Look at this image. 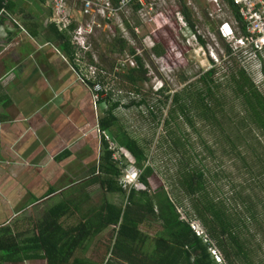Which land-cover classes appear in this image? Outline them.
Returning <instances> with one entry per match:
<instances>
[{"label":"trees","instance_id":"obj_1","mask_svg":"<svg viewBox=\"0 0 264 264\" xmlns=\"http://www.w3.org/2000/svg\"><path fill=\"white\" fill-rule=\"evenodd\" d=\"M125 1L109 0V3L118 9ZM223 1L235 21L240 23V35L246 36V26L243 24L238 7L233 0ZM136 7L138 9L142 5L137 2ZM1 9L12 12L23 11L18 7L16 0H0ZM203 11L207 22L209 24L214 22L209 12L206 9ZM182 13L190 28L198 31V21L194 20L193 9L187 1L184 3ZM35 25H39L37 20L31 25L32 31L36 28ZM48 27L58 39L70 62L74 63L77 50L72 44L69 32L77 28V24L72 23L65 31L59 30L55 24H50ZM125 27L132 36H135L133 27L127 21ZM218 36L220 40L224 39L220 31ZM199 37L204 41L202 35ZM226 49L229 56L224 62L229 76L227 88L231 89L233 94L230 99L220 92L222 83L217 79V75L220 74L221 68L215 62L212 69L199 74L181 90L171 93V90L161 87L157 94L163 96V105L171 102L164 126L169 131L167 138L177 147L182 145L183 137L171 138L170 136L175 135L174 128L181 134L184 132L182 126L188 125V128L202 138L199 125L207 128L208 135L214 139L213 144L219 145L225 140L226 153L234 152L242 159L250 156L251 164L248 168L254 175L251 174L250 179L245 181L246 188L250 192L245 196L240 194L239 197V205L247 211V216L242 217L240 212L232 213L227 201L215 196L206 172L195 166L189 156L188 162L181 161L176 182L186 196L194 216L205 228L209 241H206L205 236L198 235L193 228L195 221L190 218L186 221L182 217L175 199L167 188L163 186L155 188L153 180L155 170L148 165L145 148L127 132L117 116L116 111L122 106V101H112L108 94V98H102L98 102L102 112L98 116V126L103 136L100 163L96 168L93 182H98L108 193H102L104 196L122 194L127 198V202L119 204L100 195L102 199L96 208L74 215L73 207L67 209V204L64 203L62 205L63 208L65 207L64 210L62 208L58 213L51 214L49 220L38 225L36 238L33 239L35 249H41L46 264H94L87 259L76 257V250L81 247L86 248V242L96 234H106L105 242L109 243L108 232L111 229L113 234L110 238H114L113 256L108 257L104 264H264V241L255 238L256 234L249 233L251 232L249 225L254 226L256 232L260 228L264 232V226L261 227L264 223V201L259 200L256 194L257 192L264 194V94L239 61V57L248 51L236 49L239 51L236 54L230 45H227ZM151 50L157 57L163 52L158 43L154 44ZM250 51L253 53L252 50ZM108 52L113 56L115 54L123 56L128 53L135 59V67H128L126 72L123 69L115 71L118 67L114 64L112 73L119 85L126 87L125 83L128 82L130 86L127 88L130 90L128 92L142 94L143 86L150 81V77L143 58L137 55L136 48L119 34L109 44ZM256 56L262 60L264 55L257 53ZM90 61L94 62L92 59ZM99 67V80L95 82L85 80L87 86L94 87L97 83L103 86L101 72L105 68ZM262 72L264 75V66ZM146 102L145 99L131 101L130 105L140 107ZM102 103L109 105L105 109ZM130 105L126 106L130 107ZM237 106L239 108L236 109ZM255 130L259 132L258 137L254 133ZM111 141L116 144V150H122L124 155L128 154L133 160L134 165L131 166L138 170V180L145 189L133 186L126 189L120 182L124 169L130 164L126 165L125 159L124 161L115 159L116 150L110 148ZM232 199L236 201L235 197ZM182 203L180 201V204ZM189 216L192 218L190 214ZM64 218L70 220V223L67 222L65 225ZM156 223H159L160 229L154 237H150L144 228L151 229ZM150 238L153 244L149 251L146 246ZM213 246L221 254V263H217L212 254Z\"/></svg>","mask_w":264,"mask_h":264},{"label":"rangeland","instance_id":"obj_2","mask_svg":"<svg viewBox=\"0 0 264 264\" xmlns=\"http://www.w3.org/2000/svg\"><path fill=\"white\" fill-rule=\"evenodd\" d=\"M185 1L193 9V18L196 22L198 21V31H193L190 28L182 13ZM137 2L142 5L141 8L137 9ZM28 3V5L23 4V9L26 12L37 14L41 18V14H44L49 17V23L55 24L61 30L68 28L71 23L77 24V28L70 34L72 44L77 50L74 64L79 68L82 78L92 82L98 81L99 66L105 68L101 72L103 80L101 87L104 89V95L100 100L108 98L107 95L110 94L109 97L112 101H122V106L116 111L117 116L127 132L145 148L148 154V165L155 170L153 178L155 188L157 186L167 188V191L175 199L182 217L186 221H189V218L195 221L193 228L196 231L203 234L205 228L194 216L186 196L176 182V176L182 165L181 161L188 162L189 156L195 166L206 172L215 196L227 201L232 213L240 212L242 217L247 216V211L239 205V197L240 194L245 196L250 192L245 184V181L254 175L248 168V165L251 164L250 156H246L247 161H245L234 152L226 153L224 150L225 140L223 139V143L219 145L213 144L214 139L208 135L207 128L199 125L198 129L203 135L202 138L188 128V125L182 126L184 132L181 134L174 128L175 135L170 137H183L182 145L177 147L171 139L167 138L169 131L164 126L171 102L163 105V96L157 94L161 87L171 90V93L181 90L186 84L194 81L199 74L212 69L215 62L221 68L220 74L217 75V79L222 83L220 92L229 99L233 97L231 89L227 88L229 76L226 73L227 65L224 62L229 58L226 51L227 45H230L236 54L239 52L236 50L239 49L236 38L239 37L240 30L223 0H126L118 9L107 3V0H63L61 13L54 9L53 0H28ZM204 8L209 12L214 22L212 21L210 24L207 22ZM26 12L25 14H27ZM20 14L22 13H18L17 16ZM61 17L69 23L66 27L64 22H61V25L58 24L57 21H60ZM125 21L133 27L135 36H132L129 29L125 27ZM226 21L232 24L237 37L224 36L221 25ZM219 31L223 40H220L218 36ZM119 34L136 48L137 55L141 56L146 64L150 81L144 84L142 94L128 92L130 91L127 89L130 87L128 82L125 83L126 87L119 85L117 78L112 73L114 64L118 67L115 71L123 69L125 72L128 67L136 66L135 59L128 53L123 56L118 54L113 56L108 52L109 44ZM198 34L202 35L204 41ZM156 43L161 45L163 51L160 57L154 55L151 50ZM250 50H247L248 53H243V56L239 57V61L264 94L262 72L264 56L260 60ZM91 59L94 61L93 63L90 61ZM144 99L147 101L145 105L140 107L130 105L131 101ZM108 105L105 104V109ZM126 105H130V107ZM99 109L100 107H98V111H100ZM254 133L258 137L259 132L255 130ZM118 152L116 156L121 154V161L125 159L126 165H134L128 154L124 155L122 150H118ZM138 174L135 167L128 166L124 169L120 182L123 184V181L131 178L133 181L129 183H132L133 187L145 189L138 180ZM256 194H258L259 200L264 201L263 193L257 192ZM233 197L236 201L232 199ZM110 199L119 204L127 202V198L122 194H112ZM97 200H101L100 195H97ZM180 201L183 203L180 204ZM249 227L251 230L249 233L256 234L255 238L263 242V229L260 228L261 230L258 229L256 232L254 226L249 225ZM144 229L150 237H154L160 229V225L156 223L151 229ZM108 234L109 243L105 242L106 234H99L92 241L88 254L91 259L96 261L94 264H104L108 257L113 256L114 238H110L113 230L111 229ZM95 242L101 244L95 246ZM152 242L150 238L146 246L149 251L152 249ZM213 243H215L214 240ZM214 255L218 261L219 252L216 251Z\"/></svg>","mask_w":264,"mask_h":264},{"label":"crops","instance_id":"obj_3","mask_svg":"<svg viewBox=\"0 0 264 264\" xmlns=\"http://www.w3.org/2000/svg\"><path fill=\"white\" fill-rule=\"evenodd\" d=\"M16 1L22 9L29 4ZM25 12L0 10V264H46L33 243L38 225L64 203L80 214L108 194L93 182L102 152L100 103L48 27L49 17ZM98 235L75 256L95 263L88 251Z\"/></svg>","mask_w":264,"mask_h":264},{"label":"built area","instance_id":"obj_4","mask_svg":"<svg viewBox=\"0 0 264 264\" xmlns=\"http://www.w3.org/2000/svg\"><path fill=\"white\" fill-rule=\"evenodd\" d=\"M7 1V0H5ZM234 4L238 7L239 14L243 20V24L246 26L247 35H240L239 37L236 36L234 32V28L232 24L228 21L224 22L221 25L222 32L225 37H229V35H232L237 40V44H239V49L248 50L251 49L255 55L257 53H262L264 55V0H233ZM55 4V10L59 11L61 13V10L63 8V0H53ZM109 3V2H108ZM110 4V3H109ZM111 5V4H110ZM3 12V11H2ZM235 20V19H234ZM58 24L61 25V22H64V26L66 27L67 24H69L64 18L61 17L60 21H57ZM237 23V26L239 27V30L241 29L240 23L238 21H235ZM82 82L85 83V79L81 78ZM95 82V81H94ZM92 95V99L95 103L99 102L101 96L104 95V89L101 87L100 84H96L94 87H89ZM106 137L109 139V136L106 134ZM110 148L116 150V144L114 142H110ZM120 152V151H119ZM118 150H116L115 153V159L121 161V154L119 156H116L117 153H119ZM134 168V167H133ZM137 174V172H135ZM130 181H133L131 178H127V180L123 181V186L130 189L132 186V183H129ZM196 230V229H195ZM198 235L205 236V232L202 234L198 232ZM206 237V241L208 242L209 239ZM211 251L213 256L215 257L216 251L219 252L217 248L214 246L211 247ZM217 259V258H215ZM218 262H222L221 254L219 252L218 256Z\"/></svg>","mask_w":264,"mask_h":264},{"label":"clouds","instance_id":"obj_5","mask_svg":"<svg viewBox=\"0 0 264 264\" xmlns=\"http://www.w3.org/2000/svg\"><path fill=\"white\" fill-rule=\"evenodd\" d=\"M129 166H131V165H129Z\"/></svg>","mask_w":264,"mask_h":264}]
</instances>
